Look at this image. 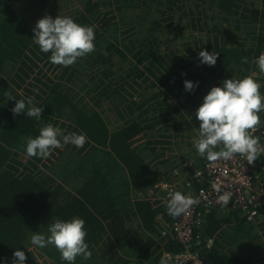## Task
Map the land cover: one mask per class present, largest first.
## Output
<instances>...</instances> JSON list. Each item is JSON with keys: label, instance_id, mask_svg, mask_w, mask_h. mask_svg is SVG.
Returning a JSON list of instances; mask_svg holds the SVG:
<instances>
[{"label": "trees", "instance_id": "16d2710c", "mask_svg": "<svg viewBox=\"0 0 264 264\" xmlns=\"http://www.w3.org/2000/svg\"><path fill=\"white\" fill-rule=\"evenodd\" d=\"M62 1L0 0V259L11 264L19 249L25 264H66L56 247H36L31 236L79 217L91 258L78 256L75 264H162V252L183 246L161 235L159 218H177L167 202L136 195L161 180L201 186L191 168L206 158L185 121L197 120L212 87L252 76L264 94L255 63L264 53V0H79L69 17L94 28L95 50L68 67L50 62L33 40L36 23L21 13L26 2L42 8ZM201 50L218 53L215 66L200 64ZM185 80L199 86L185 91ZM17 99L43 107L42 119L14 116ZM259 116L253 136L262 144L264 111ZM47 124L84 134V147L27 156L28 138ZM171 141L194 166L178 170L176 156L163 159ZM256 166L264 182V153ZM258 212L256 225L238 209L210 210L192 250L205 264H264V206Z\"/></svg>", "mask_w": 264, "mask_h": 264}, {"label": "clouds", "instance_id": "9594fccd", "mask_svg": "<svg viewBox=\"0 0 264 264\" xmlns=\"http://www.w3.org/2000/svg\"><path fill=\"white\" fill-rule=\"evenodd\" d=\"M33 40L43 53H51V63L64 67L75 64L95 50V31L91 26L76 23L69 16L53 18L46 15L39 19L32 28ZM218 53L201 50L198 53L200 64L215 66ZM241 63H248L247 57L241 58ZM261 74H264V53L255 59ZM198 82L184 81L185 91L191 92L198 87ZM261 84L252 76L241 79H224L219 86L212 87L203 97L201 105L195 112L199 123V135L193 141V147L201 157L209 161L218 159L230 160L235 154L245 157L252 164L261 153L264 146L259 138L254 137L249 130H254L260 123L259 113L264 111V94L260 91ZM14 99V98H13ZM13 115L24 113L29 118L42 119L43 107L36 106L31 99H17L11 109ZM87 137L81 133H67L52 124L40 128L39 134L29 137L26 142V155L29 157L46 158L53 149L73 145L83 148ZM217 146H222L216 151ZM219 191V189H217ZM166 204L167 214L178 218L188 213L198 201L180 191L168 193ZM231 199L230 192H223L218 197L220 203L227 206ZM48 234L34 232L31 244L41 249L52 245L61 254V260L66 264H75L76 258L84 260L91 258V251L86 242L87 230L85 221L79 217L69 220L58 219L48 225ZM25 252L15 250L11 264H25ZM0 264H7L0 259Z\"/></svg>", "mask_w": 264, "mask_h": 264}, {"label": "built area", "instance_id": "2783aa9c", "mask_svg": "<svg viewBox=\"0 0 264 264\" xmlns=\"http://www.w3.org/2000/svg\"><path fill=\"white\" fill-rule=\"evenodd\" d=\"M249 131L253 135L256 128ZM256 161L249 164L240 154H235L230 160L206 159L201 168L192 170V177L201 184L194 191L190 181L182 182L184 184L181 185L183 188L181 189L176 182L161 180L136 195L137 198L167 202L169 192L180 191L198 201L187 214L172 222L159 218L161 235L171 237L183 246L179 253L162 252V264H205L201 254L192 250V245L199 237L196 230L201 226L205 214L212 209L241 210L250 223L260 219L258 208L264 206V182L259 179ZM223 192L231 193L227 206L218 200ZM212 244L213 238H207L206 247Z\"/></svg>", "mask_w": 264, "mask_h": 264}, {"label": "rangeland", "instance_id": "374dc122", "mask_svg": "<svg viewBox=\"0 0 264 264\" xmlns=\"http://www.w3.org/2000/svg\"><path fill=\"white\" fill-rule=\"evenodd\" d=\"M23 4H24L23 6L21 5L24 9L21 12L22 15H25L24 17L26 19L28 17H30L32 22L36 23L39 19L43 18L46 15H50L53 18L57 17L58 15H61V16L72 15L79 6V0H64V1H62V3H58V5H48V6H44L42 8H40L38 5L35 6L36 4L33 2H26ZM185 122H186V126L191 128V129H189L190 130L189 132H195L196 136L198 137L199 131L197 130V127L195 126V123H197V120L194 122L193 117L190 116V117H186ZM196 136L190 138V140H192L191 141L192 145H193V141H194ZM173 144L174 143L171 141L170 145H163V147H166L168 149L165 152L163 159H166V158L171 157V156H176L179 159L177 164L182 163V166H179L178 170L182 169L184 167H187V166H189L190 168H191V166H194L192 160H190V159L187 160V159L183 158V154L180 153V151H185V150H182L181 148H177ZM261 145L264 146V142ZM172 146H173V150H172ZM169 148H171V151ZM194 169H196V168L192 167L191 171ZM189 173H191V172H187L186 174L188 175ZM183 180L184 179L180 178V179H177V181H175V182L178 184L179 187H182L181 185H182ZM260 222H262V220L258 219L255 221V224L257 225Z\"/></svg>", "mask_w": 264, "mask_h": 264}]
</instances>
